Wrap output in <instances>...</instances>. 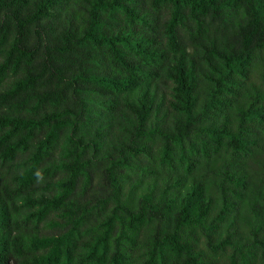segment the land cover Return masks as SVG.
Returning a JSON list of instances; mask_svg holds the SVG:
<instances>
[{
    "label": "trees",
    "instance_id": "16d2710c",
    "mask_svg": "<svg viewBox=\"0 0 264 264\" xmlns=\"http://www.w3.org/2000/svg\"><path fill=\"white\" fill-rule=\"evenodd\" d=\"M0 264H264V0H0Z\"/></svg>",
    "mask_w": 264,
    "mask_h": 264
}]
</instances>
